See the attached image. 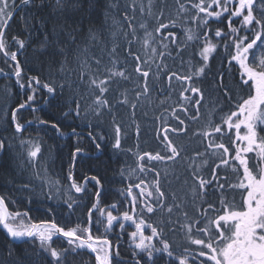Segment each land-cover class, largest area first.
Masks as SVG:
<instances>
[{"label":"snow or ice","instance_id":"1","mask_svg":"<svg viewBox=\"0 0 264 264\" xmlns=\"http://www.w3.org/2000/svg\"><path fill=\"white\" fill-rule=\"evenodd\" d=\"M34 3L35 0H20L18 6L16 0H0V58L12 68L11 73L0 68V75L14 76L15 83L24 96L22 102L11 111L5 108L3 118H0V126H3L5 131L8 127L14 128L13 139L18 138L21 148L27 153V161L22 162V166L26 163L32 167V177L40 180L41 184H48L51 192V188L59 184V181H52L43 175L42 171L36 170V160L41 152L40 144L25 140L22 135L15 136L26 131L25 124L21 123L20 114L22 110L31 107V102L35 101L38 91H46L52 99L57 96V89L53 83L42 80L39 75H30L25 68V62L19 59L21 50L26 47L25 39L12 36V43H9L8 39L7 30L14 22L17 8H27ZM175 4L177 5L175 18L165 19L163 9L153 12V0H148L147 8L141 0L140 15H146L155 21L154 27L150 28L147 20L139 21L138 25L134 23L137 8L136 0H133L130 6L131 16L127 11L123 16L127 22V30L117 25L112 35L114 41L117 34L126 41L124 62L128 58L133 60V73L136 76L133 77V73H129L126 67L120 66L123 63L117 54L120 45L114 42L109 53L110 66L104 65L101 58L93 57L96 65L93 70L87 58L80 61L79 80L82 84L87 83V95L92 97L91 103L82 113L80 101L84 97L74 98L68 111L63 114L65 117L79 119H85L89 112L96 117H102L105 112L112 114L115 134L112 148L124 151L121 143L123 129L121 123L117 122L115 113L117 105L130 106L135 110L141 97L149 98L152 91L149 85L150 76L156 81L161 75L166 76L169 89L172 91H175L173 87L175 81L180 89V103L177 107L171 108L170 115L177 124L175 126L168 124L165 117L160 128L156 130V138L164 146L163 153L161 151L135 153L139 172H154V178L146 183L137 176L139 182L130 183L122 190V193H126L124 203L129 207L123 211L117 210L116 214L100 207V192H96V202L87 212V222H77L73 226H64L55 221L25 224L24 217H27L28 213L10 211L6 197L0 195V226L8 237L13 241L33 238L40 242L41 254L31 264H73L74 257L81 255L84 250L94 254L95 264H120L119 245L114 243L109 235L117 227L125 231L126 224L134 227L128 235L133 247V257H140L135 260V264H159L164 257L168 258L165 264H264V0H175ZM83 5L84 0H55V6L62 14L68 10H80ZM94 5L95 0H88L89 7ZM108 7L115 8L118 5L110 2ZM107 15L106 12V18ZM25 23L28 24L27 19ZM212 23L217 24L214 37L210 35ZM225 23L227 31L219 26ZM189 24H195L196 29L187 26ZM177 27L182 29L183 42H178V34L173 31ZM65 29H68L69 41L76 44L80 50L76 41L80 21H69L65 18L60 30ZM140 30L143 32L142 36L138 34ZM88 35L91 40L96 39V34L91 29ZM51 36H57L55 25ZM135 42L140 43L143 55L134 51ZM50 43L58 44V41L54 39L50 41L49 33L45 30L41 47L47 48ZM193 44L196 45L199 59L193 60L191 56L185 59L182 53ZM221 44L227 53L229 78L237 79L235 87L240 91H234L225 84L223 70L215 73L212 81L215 96L211 98L207 122L201 130L192 133V136L202 138L200 142L204 144V151L197 150L192 157L182 156L184 148L172 139V135L177 137L187 135L189 126L178 113H183L188 120L196 122L201 119V108H208L205 90L200 84L211 73L210 61L215 59ZM13 47L16 50H12ZM82 52L87 53L88 48L85 46ZM57 54L64 58L61 63L63 71L68 58L67 51L61 47L59 52H53L52 56L55 57ZM166 56L174 60L178 58L181 70L169 69L164 60ZM157 60L160 62L157 63ZM233 69L239 73L238 78L231 76ZM121 82L135 83L136 87L131 89L135 101L129 99V89L120 90ZM59 87L63 89L64 85L61 84ZM113 93L114 99L110 100L109 95ZM48 102L45 101L46 104ZM31 110L36 111L35 108ZM217 115L219 123L215 120ZM156 119L160 120L161 117ZM31 123L32 121H28V124ZM39 123L50 125L61 136L65 135L56 122L40 119ZM72 133L77 134L76 128H72ZM89 135L91 136V133ZM136 135L137 137L140 135L139 124L136 125ZM224 137H227L230 143L226 144ZM6 139H0V153L6 148L13 147L11 143L6 144ZM92 139L99 150L101 144L97 141L104 140L105 137L92 136ZM81 151L79 147L73 151L67 176V180L70 181L69 188L76 193L86 192L88 183V178L83 183H78L72 172ZM199 157L207 158L198 161ZM145 158L147 162L174 164L188 162L191 185L189 186V180L186 178L185 194L178 196L176 191L166 192L161 184V173L150 167ZM204 168L210 169L208 175L202 171ZM222 169H230L235 175V181H228L226 176L221 175ZM167 175L165 171L164 178H167ZM90 180L96 185L101 183L96 176H91ZM22 187L29 189L31 181L23 183ZM134 189L139 191L136 192ZM217 192L220 193V207L208 199L210 194ZM188 195L195 208L194 215H190L184 207ZM237 195L240 197L239 201L236 200ZM76 202L71 196L65 201L69 209ZM110 208L118 209V205L113 203ZM94 211L103 219L94 220ZM152 215L159 217L158 222L151 219ZM173 216L176 217L175 220ZM165 225L168 232L173 234L181 232L183 242L174 247L173 242L165 236ZM101 227L103 233L98 234ZM146 230H150L149 235L145 234ZM54 237H63L67 246L64 244L56 246ZM153 241H158L159 246ZM8 255L12 256L11 249ZM0 264L8 262L0 260Z\"/></svg>","mask_w":264,"mask_h":264},{"label":"trees","instance_id":"2","mask_svg":"<svg viewBox=\"0 0 264 264\" xmlns=\"http://www.w3.org/2000/svg\"><path fill=\"white\" fill-rule=\"evenodd\" d=\"M17 5L20 0H16ZM116 4L118 7L110 8L109 3ZM141 0H136V20L134 23H139L141 20H147L150 28L154 27V19H149L146 15L141 16L139 13V4ZM145 8H147L148 0H142ZM133 0H95V5L88 6V0H84V5L80 10L61 13L55 6V0H35L33 5L27 8L20 7L14 16V22L11 23L10 28L7 30L9 43H12L11 37L17 36L25 39L26 47L21 50L19 59L25 62V68L30 75H39L42 80L53 83L57 89V96L55 99L49 97L46 91H38L36 93L35 101L31 102V107L22 110L20 114L21 123L27 124L32 121L31 125L25 126L26 131L20 134H15L16 137L23 136L25 140L37 142L41 146V152L38 154L36 160V170L42 171L48 179L52 181H59V184L51 188L48 184H41V181L32 177L33 168L29 167L26 163L27 153L21 148L20 140L13 139L14 128L8 127L7 131L0 126V139H6V144L11 143L13 147L0 153V195L6 197L10 211H19L21 213L27 212V217H24L25 224H40L44 222L55 221L64 226H73L77 222H87V212L92 204L96 202V192H100L99 203L100 207L105 211L111 210L113 214L117 210H126L129 205L124 203L125 194L122 190L130 183L139 182L136 177L144 179L146 183L154 178V172L140 173L137 168V157L135 153L144 152L155 153L161 151L163 153L164 146L160 143L157 137V129L160 128L162 120L166 117L168 124L175 126L177 121L172 119L170 112L172 107H177L179 100V85L174 81L173 87L175 91L169 89L166 76L161 75L158 81L154 80L151 76L149 78V85L152 91L149 98L141 97L140 102L135 110L130 106L117 105L115 109L117 122L122 125L121 143L124 151L114 150L112 143L114 142V128L112 124V114L105 112L102 117H96L93 113L89 112L85 119L74 118L72 116L65 117L64 112L68 111L70 102L81 96V112L83 113L88 104L91 103L92 97L87 95V83H81L79 80L80 61L87 58L89 63L92 64L93 70L96 65L94 64L93 57L101 58L104 65L110 66V55L113 43H119L120 47L117 49L118 58L123 62L121 67H126L129 73H133L134 62L131 58L125 61L127 43L123 37L117 34L116 40H113V32L116 31L117 25L122 26L127 30V22L124 21V12L127 11L131 16V5ZM175 0H153V12H159L160 9L164 10V18H175L176 15ZM108 13L107 18L105 13ZM69 21H80V31L76 36L77 44L80 50L77 49L76 44H72L67 36L68 29L60 30L63 25L64 19ZM25 19L28 20L26 25ZM43 21V24H41ZM179 23V22H178ZM57 28V36L52 37L51 32L53 26ZM187 26L196 29L195 24ZM224 31H227L225 24L219 25ZM212 32L210 35L214 37V31L217 24L212 23ZM89 29L96 34V39L89 38ZM45 30L49 33V39L58 41V44L50 43L47 48H42L41 44L44 41ZM178 34V42H183V32L180 27L173 29ZM143 35L142 30L138 32ZM88 48L87 53H83L84 47ZM65 48L68 54L67 63L64 70L61 71V63L63 56L57 54L52 56L53 52H59V48ZM134 51L143 55V50L139 42L134 43ZM12 50H16L13 47ZM197 48L193 44L185 49L182 53L185 59L189 56L193 60H198L196 54ZM175 54V49H173ZM169 69L181 70L180 60L172 59L170 57L164 58ZM160 61L157 60V63ZM211 73L208 78L204 80L200 86L205 90V102L208 108H201L202 116L199 121L193 122L188 120L183 113L181 115L188 123L189 130L187 135L177 137L172 135V139L182 148V156L192 157L197 150L204 151V144L199 136H192L194 131L201 130L207 122L208 110L211 107V98L215 96L213 88V77L218 70L224 72V82L234 91H240L235 86L237 79L229 78L227 53L223 45L218 48L215 54V59L210 61ZM0 68L5 72L11 73L12 68L3 63L0 58ZM155 71V67H153ZM136 74L133 73V77ZM232 77L238 78L239 73L233 69ZM14 76L5 77L0 75V118H3L5 108L9 111L17 106L24 96L15 83ZM87 81V77H85ZM63 84L61 89L59 86ZM136 85L133 82H121L120 90L124 88L129 89V99L135 101L134 93L131 89ZM139 90V89H137ZM9 91L11 95H9ZM243 94V92H241ZM115 93L109 95V99H114ZM49 102L46 104L45 101ZM163 101V103H161ZM31 108H35L33 112ZM227 108V106H226ZM167 109V110H166ZM191 111V109H190ZM134 112V115H133ZM146 113V114H145ZM156 117H161L157 120ZM40 119L50 120L60 125L62 131L65 133L62 137L57 135V132L50 127V125H42L39 123ZM219 123V115L215 117ZM89 121L91 126H89ZM140 126V135H136V125ZM72 128H76L77 134L67 136L72 132ZM91 133V136L89 135ZM67 136L66 138H64ZM92 136H104V140H98L101 148H96V143L93 141ZM226 144L230 143L227 137H224ZM79 147L82 151L77 156L76 165L72 168L74 178L78 183H83L88 178L86 185L87 191L76 194L69 188L70 181L67 180L69 166L71 163V155L73 151ZM131 149V151H127ZM252 155V154H250ZM207 157H199V160L206 159ZM145 162L150 167H154L156 171L161 173V184L166 192L176 191L178 196L185 194L184 180H189L191 185V176L188 170V162L181 161L180 163L173 162H158L151 161ZM133 170H135L133 172ZM123 171V175L121 172ZM167 171V178L165 177ZM205 175L210 172L209 168L202 169ZM221 175L226 176L228 181H235V175L230 169H222ZM91 176H96L100 181V185H96L94 181L90 180ZM177 176L179 179H177ZM130 177V178H129ZM31 181V187L25 189L22 187L23 183ZM168 181H171L169 184ZM134 191L138 192L137 189ZM51 195V198H49ZM220 193L210 194L208 199L210 202L219 205ZM69 196L73 197L77 202L69 209L66 200ZM231 199V194H229ZM187 203L185 210L190 215L195 214V208L192 206L190 195L186 196ZM236 200L239 201L240 197L237 195ZM171 202V201H169ZM116 203L118 209H111L110 205ZM206 207V205H205ZM148 215V214H146ZM93 219H103L99 213L94 211ZM153 221L159 220L157 215H152ZM167 218L165 217V220ZM175 220L176 217L173 216ZM165 236L173 245L183 242V235L181 232L175 234L167 231L165 225ZM134 227L126 225V230L121 231L118 227L114 232L110 233L109 238L114 243H118L120 251V264H135V260L140 257H133V247L131 245L128 232L133 231ZM103 233L101 227L100 233ZM146 235L150 234V230H146ZM56 246L66 243L61 238H54ZM158 244V241H153ZM9 249L12 250V256L8 255ZM41 254L40 242L38 239H31L21 243L12 242L0 230V260L12 264H31L38 259ZM159 255V254H158ZM167 257L160 260L159 264H165ZM73 264H95L94 257L86 250L81 255L74 257Z\"/></svg>","mask_w":264,"mask_h":264},{"label":"water","instance_id":"3","mask_svg":"<svg viewBox=\"0 0 264 264\" xmlns=\"http://www.w3.org/2000/svg\"><path fill=\"white\" fill-rule=\"evenodd\" d=\"M18 6H19V4H18ZM20 7H18L17 8V10L19 9ZM15 78V77H14ZM28 125H31V124H26L25 126H28ZM58 135L60 136V134L58 133ZM74 191V190H73ZM0 230L7 236V238L9 239V240H11L12 242H15V243H21V242H25V241H28V240H31V239H33V238H25L24 240H22V241H13L10 237H8V235H7V233H6V231L2 228V226H0ZM58 238H62V239H64L63 237H58ZM89 254H91V253H89ZM93 257H94V254H91Z\"/></svg>","mask_w":264,"mask_h":264},{"label":"bare ground","instance_id":"4","mask_svg":"<svg viewBox=\"0 0 264 264\" xmlns=\"http://www.w3.org/2000/svg\"><path fill=\"white\" fill-rule=\"evenodd\" d=\"M72 134V132L71 133H69L67 136H70ZM57 135H58V133H57ZM59 136V135H58ZM67 136H65L64 138H66ZM59 137H62L61 135L59 136ZM54 238H57V237H54ZM62 239V238H61ZM64 240V239H63Z\"/></svg>","mask_w":264,"mask_h":264},{"label":"rangeland","instance_id":"5","mask_svg":"<svg viewBox=\"0 0 264 264\" xmlns=\"http://www.w3.org/2000/svg\"><path fill=\"white\" fill-rule=\"evenodd\" d=\"M241 131H243V129H242ZM138 191H139V190H138Z\"/></svg>","mask_w":264,"mask_h":264}]
</instances>
